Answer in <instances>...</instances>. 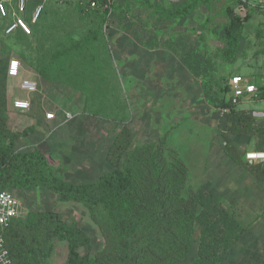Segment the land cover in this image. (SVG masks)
<instances>
[{"label":"rangeland","instance_id":"obj_1","mask_svg":"<svg viewBox=\"0 0 264 264\" xmlns=\"http://www.w3.org/2000/svg\"><path fill=\"white\" fill-rule=\"evenodd\" d=\"M190 1L193 0H113L110 13L104 12L100 4L104 20L101 29L113 68L110 84L103 88L104 95L108 93L104 110L127 118L132 146L153 142L165 135L168 146L178 152L187 167V184L194 189H205L234 213L237 224L245 230L217 264H264V182L235 163L223 150L224 135H228L246 160V154L264 139V94L257 96L256 92L255 97L246 96L235 105V109L244 110L252 118L253 129L245 135L230 134L229 121L221 110L205 101L200 80L181 64L182 53L195 50L211 56L219 75L226 76L230 86L233 76H239L243 84L264 86V0H242L247 8L241 0H206L185 18L169 21L157 20L152 8L156 4L178 6ZM68 4L85 5L79 0H46L44 21L29 23L30 32L24 34L32 40L36 23H43L46 33L74 36L80 33L86 24L72 9L48 13L50 8L63 10ZM232 5L241 16L247 14L248 19L234 61L225 64L221 59V35L227 23L226 9ZM86 9L87 13L93 11ZM6 22L0 19V47H8V57L20 61V77L31 79L37 85L36 92L27 94L18 89L19 79H6L9 129L21 132L32 128L16 140L15 148L19 151L38 148L55 174L67 182H94L113 169L106 154L122 123L119 118L112 120L92 113L86 97L77 88L39 76L22 42L3 34ZM125 26L128 27L125 29ZM140 37L151 38L152 43L168 41L169 47L177 52L157 45L148 49L137 41ZM15 98L28 99L29 110L8 108ZM47 112H54L55 119L46 120ZM67 114L71 118L66 119ZM9 191L21 203L18 219L25 218L29 211L56 210L60 219L76 222L90 237V246L81 247V254L94 253L101 247L100 232L82 204L70 202L61 206L58 195L43 186ZM198 234L196 225L186 264H191L190 258L195 255ZM66 257V243L54 240L50 264H63Z\"/></svg>","mask_w":264,"mask_h":264},{"label":"trees","instance_id":"obj_2","mask_svg":"<svg viewBox=\"0 0 264 264\" xmlns=\"http://www.w3.org/2000/svg\"><path fill=\"white\" fill-rule=\"evenodd\" d=\"M79 1H84L85 5L71 7L68 4L63 10L57 7L48 10L50 14L67 12L68 8L76 12L86 27L75 36L72 33H46L43 23L34 25L36 32L32 40L21 30L5 34V27L12 22L11 16L0 17L7 21L2 31L5 36H13L22 42L31 54L30 63L44 80L62 81L77 88L86 97L92 113L112 120L119 118L122 127L106 154L113 169L94 182L70 183L55 174L38 148L30 151L15 148L16 140L32 128L14 132L7 125L6 79L10 58L9 48L2 45L0 191L43 186L58 195L61 206L70 202L82 204L100 232L102 245L94 253L81 254L79 249L89 247L91 239L76 222L63 221L56 210L29 211L25 218L13 220L4 233L9 264H50L54 240L67 245V257L63 264H186L196 225L199 226L198 242L190 263H219L245 228L239 227L234 213L218 203L209 192L187 184V167L178 152L168 146L165 135L156 141L132 146L127 118L104 110L108 93L104 95L103 88L110 84L113 68L108 43L101 29L103 13L100 9H89L88 0ZM241 1L242 6L247 8L248 5ZM44 2L38 22L44 21L46 16ZM205 2L193 0L178 6L156 4L152 8L157 20L169 21L185 18L197 5ZM13 4V1L5 2L8 10ZM86 7L93 11L87 13ZM225 15L227 23L221 35V59L225 64H231L248 15L241 16L234 5L226 9ZM39 26L42 29H37ZM137 41L148 49L157 45L177 52L169 47L168 41L152 43L148 37H140ZM181 64L200 80L205 101L222 111L230 123L227 128L230 134L245 135L253 129L252 118L244 110L235 109V105L227 100L231 86L226 76L219 75L211 56L186 50L181 55ZM256 92L257 96L263 95L264 86H257ZM224 136L225 154L264 182L261 165L244 160L231 144L229 136ZM254 149L264 151V139L259 140ZM198 206L201 207L199 211Z\"/></svg>","mask_w":264,"mask_h":264},{"label":"built area","instance_id":"obj_3","mask_svg":"<svg viewBox=\"0 0 264 264\" xmlns=\"http://www.w3.org/2000/svg\"><path fill=\"white\" fill-rule=\"evenodd\" d=\"M13 1L10 10L5 6V2ZM113 0H88L89 9H99L100 4L104 12L112 11L111 4ZM43 0H1L0 1V17H12V22L5 29V34H10L15 30H21L23 33H29V23L38 20L42 7ZM102 8L100 10H102ZM21 63L17 58L10 57L7 65V77L9 79H19L18 89L31 94L36 92L37 85L34 81L28 78H21ZM255 97L256 87L251 84H243L239 76L231 78V92L227 100L231 105H237L244 97ZM11 109L17 111H28L30 102L28 99H13L10 105ZM71 118L70 114L66 115V119ZM45 119L50 121L55 119L53 112L45 113ZM246 159L259 163L264 169V151H250L246 154ZM21 203L20 200L11 191H0V264H9L10 259L5 247L4 233L7 231L13 220L20 217Z\"/></svg>","mask_w":264,"mask_h":264},{"label":"crops","instance_id":"obj_4","mask_svg":"<svg viewBox=\"0 0 264 264\" xmlns=\"http://www.w3.org/2000/svg\"><path fill=\"white\" fill-rule=\"evenodd\" d=\"M43 2H44V0H43ZM10 107V106H9ZM10 109H11V107H10ZM13 110V109H12ZM15 111H17V110H15ZM54 113V112H53Z\"/></svg>","mask_w":264,"mask_h":264}]
</instances>
